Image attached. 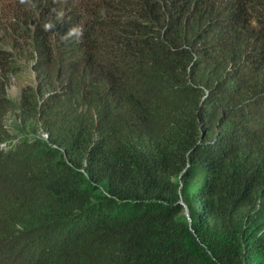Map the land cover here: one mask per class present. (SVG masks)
<instances>
[{
	"label": "trees",
	"instance_id": "trees-1",
	"mask_svg": "<svg viewBox=\"0 0 264 264\" xmlns=\"http://www.w3.org/2000/svg\"><path fill=\"white\" fill-rule=\"evenodd\" d=\"M0 18V264H264V0Z\"/></svg>",
	"mask_w": 264,
	"mask_h": 264
},
{
	"label": "rangeland",
	"instance_id": "rangeland-1",
	"mask_svg": "<svg viewBox=\"0 0 264 264\" xmlns=\"http://www.w3.org/2000/svg\"><path fill=\"white\" fill-rule=\"evenodd\" d=\"M15 1L16 0H0V17L3 18L4 15H9V8ZM32 13L35 12L33 11ZM0 20L2 19L0 18ZM2 21H4V19ZM20 45L25 47L27 46L22 42H20ZM25 56L28 57L29 55L26 54ZM33 62V58L19 61V68H17L16 74H14L10 79L9 85L6 89V94L15 102L19 101L20 93L24 86H33L36 83V74L32 67Z\"/></svg>",
	"mask_w": 264,
	"mask_h": 264
}]
</instances>
